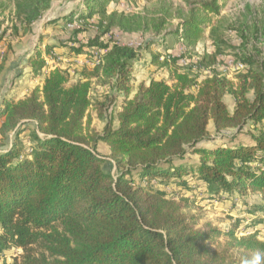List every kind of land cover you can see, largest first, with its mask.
<instances>
[{"label": "trees", "instance_id": "obj_1", "mask_svg": "<svg viewBox=\"0 0 264 264\" xmlns=\"http://www.w3.org/2000/svg\"><path fill=\"white\" fill-rule=\"evenodd\" d=\"M50 1L15 0L14 15L30 27ZM111 2L117 0H81L69 13L46 20L47 27L64 30L74 20L79 25L68 41L40 38L26 58L24 68L34 77L49 52L67 59L84 55L72 83L67 71L54 69L27 96L1 98L0 260L12 254L11 264H245L264 255L257 228L264 225V58L232 48L249 67L230 80L213 68L228 47L222 27L212 26L224 1L191 0L177 13L163 5L138 23L156 36L174 35L188 56L211 26L214 50L201 55L195 71L171 54H152L150 62L168 71L171 84L152 78L132 91L128 76L137 53L101 40L114 26L131 27L127 15L108 10ZM7 7L8 0H0V15ZM174 17V29L167 30ZM89 27L95 34L78 43L75 34ZM245 34L264 38V20L240 30L247 41ZM101 49L106 51L97 61L92 52ZM102 76L113 80L122 100L115 126L104 117L105 104L94 102L104 119L95 131L88 111L93 79L101 82ZM30 125L33 142L23 144L20 134ZM99 142L108 148L115 175L103 168ZM188 155L196 161L186 162ZM189 174L211 199L257 196L258 202L245 205L244 227L243 216H231L225 228L200 223L187 199L177 201L163 189L186 186Z\"/></svg>", "mask_w": 264, "mask_h": 264}, {"label": "rangeland", "instance_id": "obj_2", "mask_svg": "<svg viewBox=\"0 0 264 264\" xmlns=\"http://www.w3.org/2000/svg\"><path fill=\"white\" fill-rule=\"evenodd\" d=\"M14 1L15 0H8L7 9L4 11L3 15H0V66H4L0 72V92H6V94L16 92V97H19V95L25 97L35 86H38L36 83L37 80L38 83H40L39 78L36 76L32 77L31 72L24 68V63L28 54L39 42L40 38H42L43 43H54L57 42L58 39L68 41L70 31H72L71 28L64 30L59 26L47 27L45 21L69 13L80 4L81 0H51L49 7L40 12L38 18L30 27H25L14 15ZM188 1L191 0H117V2H111L109 4V11L114 10L119 13H124L127 17L132 19L130 20L131 27H125L126 31L124 32H126V36L116 41L125 44V42L130 39V36L127 37L129 34L131 38L134 36L143 41L142 48L137 52V59L132 61L130 66L128 85L132 91L136 89L140 82L145 83L152 78L164 80L168 84H171L168 71L156 64H152L150 62L151 55L159 53L164 57L165 54H176L179 52L180 47H183L174 35L169 33L156 36L143 28L138 23V20L153 17L154 14L163 8V5L167 6L171 4V9L175 13L181 9L186 10ZM223 1L224 3L220 15L215 18L214 24L212 25L216 26L219 24L222 27L223 40L228 46L224 49V52L218 56V63L215 65L219 66L215 69L217 72L219 71L218 68L220 69L222 66H232V59L234 58V50H232V48L238 52H245L264 58V38L259 37L255 39L251 35L245 34L248 38V40L245 41L240 37V30L243 29L245 25L251 26L254 23H259L264 20V0ZM176 23L177 17H174L169 22L167 30H173ZM114 27L119 28L117 26ZM210 27L206 30L204 37L196 46L198 48L203 47L204 49H210L209 52H212L214 46L212 41L208 38ZM68 30L69 32H67ZM94 34V29L89 27V30L87 29L75 34L74 38L78 43L85 44L88 37ZM105 39L111 41L113 38ZM242 41L244 43H242ZM75 46H77V44H75ZM192 53L194 52L190 54ZM80 56L84 58V55ZM57 66H66V63H59ZM78 72L79 71L76 70L75 74L69 75L70 79L68 84L73 82L74 76H76ZM101 72H104V68H101ZM228 78L234 81L236 80V75H232ZM101 80L102 81L99 82L93 79L91 90L93 106H91L88 111V118L90 120L89 128L95 131L102 130L104 119L97 115L94 102L105 104L106 109H104V117L112 119L113 125L115 126L117 125L116 113L122 100V98L113 91V80L104 76H102ZM23 92L25 93L23 94ZM225 101L231 110L233 106L232 98L226 95ZM30 126L20 134L23 144L33 142L32 138L28 135L29 131L32 130V126ZM208 130L211 134H214L212 122H209ZM225 134L229 135V132ZM226 136H216V140L223 141ZM241 138H243V136H241ZM97 152L104 158L103 168L111 172L112 175H115L114 163L108 157V148L104 143H98ZM185 160L186 162H195L196 157L188 155ZM186 179L187 185L184 187L172 183L164 185L163 189L166 190L169 196H172V198L177 201L187 199L189 205L187 208L200 218V223L210 221L214 226L225 228L232 222L230 219L231 216H243L245 219L241 222L240 229H242L249 218V216L243 212L245 205L259 201L257 196L250 194L240 198L229 197L223 200L211 199L206 196L207 194L203 191V185L194 175L189 174ZM257 228H260V235L263 237L264 225H258ZM16 252L18 253V250ZM12 257V254H8L0 260V264H11Z\"/></svg>", "mask_w": 264, "mask_h": 264}, {"label": "built area", "instance_id": "obj_3", "mask_svg": "<svg viewBox=\"0 0 264 264\" xmlns=\"http://www.w3.org/2000/svg\"><path fill=\"white\" fill-rule=\"evenodd\" d=\"M79 25V22L74 20L72 23H70L68 25V28L73 29L74 27H77ZM126 32H124L122 29L120 28H116V27H112L110 29V31L108 33H106L101 40L104 43H108L109 45H112L113 43H118L121 44L120 42H118L120 39H123L124 36H126L125 34ZM130 36V39L125 42V44H121V45H125L127 47H130L134 50V52H138V50L140 48H142L143 46V41L140 40L139 38H136L134 36L131 35H127V37ZM105 38H113L111 41L106 40ZM115 39V40H114ZM118 40V41H116ZM183 46V45H182ZM106 50L105 49H101L99 52H92L95 57V59L97 61H99L100 58V53L103 54ZM187 51L188 49L183 47H180L179 52H177L176 54H171L172 56H175L178 58V63L182 68H188L190 65H192L191 67L193 68V70H197L196 66H193L197 63V61L199 60V58L201 57V54L204 53L205 51L209 52L210 49H204L203 47L198 48L197 46L194 49V53L190 54V56L187 55ZM138 54V53H137ZM163 56H161L162 58ZM44 60L46 63L45 68L43 69V71L46 72V74H48L51 70L54 69H59L61 71H67L70 75L75 74V71H79L80 69H82L83 64L86 63V58L82 57V56H73L72 58H64L62 56H58L54 51L49 52L48 54H46L44 56ZM59 63H66V66H57ZM219 66H213V68H217ZM248 65L243 62L241 59L239 58H233L232 59V66H222L220 67V69L218 68V72H220L222 75H225L227 78L231 77L232 75H236L240 72H244L248 69ZM201 70V69H199ZM203 72L205 73H209L210 70H204L202 69ZM230 79V78H229ZM32 148H28V152H31ZM153 184H156L155 181H152ZM19 252V249H17Z\"/></svg>", "mask_w": 264, "mask_h": 264}, {"label": "crops", "instance_id": "obj_4", "mask_svg": "<svg viewBox=\"0 0 264 264\" xmlns=\"http://www.w3.org/2000/svg\"><path fill=\"white\" fill-rule=\"evenodd\" d=\"M26 70L30 71L28 68H26ZM46 75H47L46 72L43 71V70L40 72L39 75H36V77L39 78L40 83H38V80H37L36 83H37L38 86H35V87H39V88L42 87V84H43V81H44V78H45ZM24 93L25 92H23V94ZM5 94H6V92H0V101H1L2 96L5 95ZM6 95H14V96H16L17 94H16V92H11V93L6 94ZM17 98H23V97L19 95V97L17 96Z\"/></svg>", "mask_w": 264, "mask_h": 264}, {"label": "clouds", "instance_id": "obj_5", "mask_svg": "<svg viewBox=\"0 0 264 264\" xmlns=\"http://www.w3.org/2000/svg\"><path fill=\"white\" fill-rule=\"evenodd\" d=\"M264 261V255L257 253L250 261H246L245 264H262Z\"/></svg>", "mask_w": 264, "mask_h": 264}]
</instances>
